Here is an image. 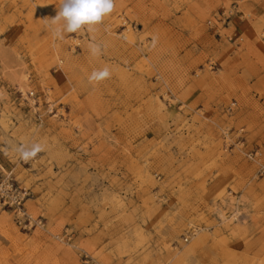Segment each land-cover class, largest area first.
<instances>
[{
  "label": "rangeland",
  "instance_id": "obj_1",
  "mask_svg": "<svg viewBox=\"0 0 264 264\" xmlns=\"http://www.w3.org/2000/svg\"><path fill=\"white\" fill-rule=\"evenodd\" d=\"M254 1L116 0L60 40V0H0V179L30 193L0 264H264Z\"/></svg>",
  "mask_w": 264,
  "mask_h": 264
},
{
  "label": "clouds",
  "instance_id": "obj_2",
  "mask_svg": "<svg viewBox=\"0 0 264 264\" xmlns=\"http://www.w3.org/2000/svg\"><path fill=\"white\" fill-rule=\"evenodd\" d=\"M116 0H60L56 15L50 19L55 39L62 40L65 33H77L85 28L91 31L115 10ZM93 55H99L100 45H90ZM111 76L110 69L94 70L88 77L90 83H98Z\"/></svg>",
  "mask_w": 264,
  "mask_h": 264
},
{
  "label": "built area",
  "instance_id": "obj_3",
  "mask_svg": "<svg viewBox=\"0 0 264 264\" xmlns=\"http://www.w3.org/2000/svg\"><path fill=\"white\" fill-rule=\"evenodd\" d=\"M223 16V12L218 13L216 21H221V17ZM211 23V20L208 21V24ZM241 132V131H239ZM247 157L256 163L257 171L256 174L258 176H264V161H262V153L255 149L246 154ZM30 193L28 189L25 187L18 186L14 182L11 181V178L5 176L0 179V203L3 206H8L12 208L17 215L22 218H26V213L24 211L23 203L29 197ZM197 230L194 228H190L183 237V241L187 242L190 240L195 234Z\"/></svg>",
  "mask_w": 264,
  "mask_h": 264
},
{
  "label": "crops",
  "instance_id": "obj_4",
  "mask_svg": "<svg viewBox=\"0 0 264 264\" xmlns=\"http://www.w3.org/2000/svg\"><path fill=\"white\" fill-rule=\"evenodd\" d=\"M252 5V9L257 17H260L262 13H264V0H259L255 3V1L250 3Z\"/></svg>",
  "mask_w": 264,
  "mask_h": 264
}]
</instances>
